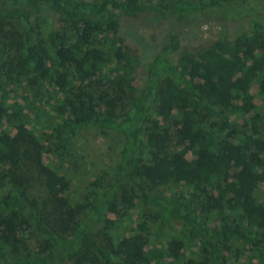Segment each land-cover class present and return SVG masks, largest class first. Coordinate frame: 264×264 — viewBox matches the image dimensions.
Wrapping results in <instances>:
<instances>
[{
	"label": "trees",
	"instance_id": "1",
	"mask_svg": "<svg viewBox=\"0 0 264 264\" xmlns=\"http://www.w3.org/2000/svg\"><path fill=\"white\" fill-rule=\"evenodd\" d=\"M0 264H264V0H0Z\"/></svg>",
	"mask_w": 264,
	"mask_h": 264
},
{
	"label": "rangeland",
	"instance_id": "2",
	"mask_svg": "<svg viewBox=\"0 0 264 264\" xmlns=\"http://www.w3.org/2000/svg\"><path fill=\"white\" fill-rule=\"evenodd\" d=\"M226 22L228 24L231 21L227 20ZM239 27L240 26L238 24V25L232 26L231 28L232 30H236L237 28L239 29ZM181 28H183L181 30V40H182L183 49L185 51L194 52L195 49L198 46H200V44H209L212 41L211 35L218 32V29L220 28V24L214 21H210V23H203L200 27H198L199 37L197 40L193 39L196 34L193 33V31L189 32V30L186 29V25L185 26L181 25V27L178 26V30ZM152 32H154L153 29H149V30L146 29L145 31L146 37L150 36ZM192 40H194V42H192ZM256 87L252 89L253 93L257 92ZM255 99L256 101H258L257 97ZM117 142H118V139L115 138V134L113 133H111V135L110 134L103 135L101 133L95 134L94 139L91 144L92 145L90 149L91 151L88 150L89 152L88 153L86 152L85 154L86 155L85 163H87L88 161H92L93 163H95L96 161V162H101V164L105 166H109L112 159H116L115 149H116ZM78 150L79 148L76 149V151ZM67 163H68L67 167L69 168L71 166L72 167L71 169L80 168L81 165H83L80 160L77 161L74 157H72L71 159H68ZM84 174L86 176L87 173L84 171ZM133 219L135 221V224L137 226H140L139 225V221H140L139 215L134 214Z\"/></svg>",
	"mask_w": 264,
	"mask_h": 264
}]
</instances>
